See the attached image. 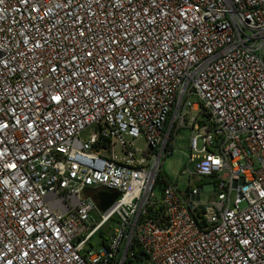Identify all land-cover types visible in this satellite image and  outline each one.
Returning <instances> with one entry per match:
<instances>
[{
	"label": "built area",
	"instance_id": "1",
	"mask_svg": "<svg viewBox=\"0 0 264 264\" xmlns=\"http://www.w3.org/2000/svg\"><path fill=\"white\" fill-rule=\"evenodd\" d=\"M0 264H264V0H0Z\"/></svg>",
	"mask_w": 264,
	"mask_h": 264
},
{
	"label": "rangeland",
	"instance_id": "2",
	"mask_svg": "<svg viewBox=\"0 0 264 264\" xmlns=\"http://www.w3.org/2000/svg\"><path fill=\"white\" fill-rule=\"evenodd\" d=\"M90 133V128L83 131L82 135H88ZM190 136L189 130L183 128L179 131L178 137L176 139V144L172 154L168 155L162 163L161 175L166 181L175 183L180 190H184L188 185V174L194 171V164L188 160V138ZM136 146L140 149L145 150V141L143 139H137L135 141ZM118 152V147H117ZM184 171L185 173H182ZM206 181V180H205ZM202 186V185H200ZM213 190H206L202 188L201 199L213 195ZM156 196H160V188L156 186L155 188ZM233 197V195H232ZM245 203H241L244 206ZM118 226L116 220H110L101 230V235L103 237H109L114 228ZM101 236L99 233L95 234L92 238L93 245L98 247L101 245Z\"/></svg>",
	"mask_w": 264,
	"mask_h": 264
},
{
	"label": "water",
	"instance_id": "3",
	"mask_svg": "<svg viewBox=\"0 0 264 264\" xmlns=\"http://www.w3.org/2000/svg\"><path fill=\"white\" fill-rule=\"evenodd\" d=\"M117 191H111L108 189H100L97 191L96 195L98 198V204L99 207L102 210H105L113 201L114 199L118 196Z\"/></svg>",
	"mask_w": 264,
	"mask_h": 264
},
{
	"label": "trees",
	"instance_id": "4",
	"mask_svg": "<svg viewBox=\"0 0 264 264\" xmlns=\"http://www.w3.org/2000/svg\"><path fill=\"white\" fill-rule=\"evenodd\" d=\"M140 252H141V250H138V251H137V253H140Z\"/></svg>",
	"mask_w": 264,
	"mask_h": 264
}]
</instances>
